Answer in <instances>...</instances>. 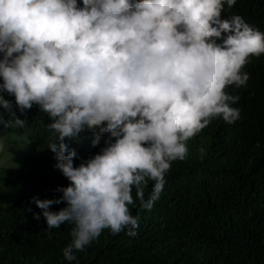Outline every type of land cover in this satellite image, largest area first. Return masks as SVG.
I'll return each instance as SVG.
<instances>
[{"label":"clouds","instance_id":"obj_1","mask_svg":"<svg viewBox=\"0 0 264 264\" xmlns=\"http://www.w3.org/2000/svg\"><path fill=\"white\" fill-rule=\"evenodd\" d=\"M235 2L0 0V106L25 113L37 104L51 118L48 148L70 183L59 197L31 199L48 228L73 224L66 260L103 229L134 236L139 215L129 206L153 207L187 140L212 118L239 117L226 88L246 84L243 67L264 54V31L222 16ZM12 116L0 123L25 124ZM87 132L93 145L107 133L106 146L74 165L68 141Z\"/></svg>","mask_w":264,"mask_h":264},{"label":"trees","instance_id":"obj_2","mask_svg":"<svg viewBox=\"0 0 264 264\" xmlns=\"http://www.w3.org/2000/svg\"><path fill=\"white\" fill-rule=\"evenodd\" d=\"M232 14L264 31V0L225 5L222 16ZM243 71L249 73L246 84L226 88L239 97L233 105L239 117L231 123L212 118L187 140L185 158L171 162L153 207H139L138 201L129 206L139 215L136 234L103 229L76 251L73 261L62 253L72 239L73 224L48 228L43 210L31 199L59 197L57 187L70 183L48 148L54 139L47 128L51 118L37 104L25 113L0 106V119H12L15 112L26 120L7 128L0 123V131L29 142L18 174L0 185L2 191L24 183L21 195L0 207V264H264V54L252 55ZM4 95L14 102V96ZM107 136L96 145L91 132L68 141L77 152L74 165L105 147ZM64 206L62 201L50 208Z\"/></svg>","mask_w":264,"mask_h":264},{"label":"rangeland","instance_id":"obj_3","mask_svg":"<svg viewBox=\"0 0 264 264\" xmlns=\"http://www.w3.org/2000/svg\"><path fill=\"white\" fill-rule=\"evenodd\" d=\"M28 143V139L24 136L0 131V185L18 174ZM23 189L22 182L0 191V207L14 202Z\"/></svg>","mask_w":264,"mask_h":264}]
</instances>
